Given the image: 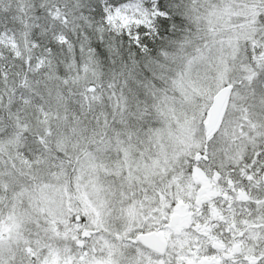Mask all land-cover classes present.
Listing matches in <instances>:
<instances>
[{
	"label": "snow or ice",
	"instance_id": "obj_1",
	"mask_svg": "<svg viewBox=\"0 0 264 264\" xmlns=\"http://www.w3.org/2000/svg\"><path fill=\"white\" fill-rule=\"evenodd\" d=\"M0 264H264V0H0Z\"/></svg>",
	"mask_w": 264,
	"mask_h": 264
}]
</instances>
